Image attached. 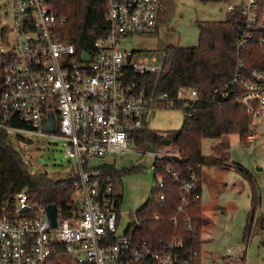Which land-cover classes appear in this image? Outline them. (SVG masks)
I'll return each mask as SVG.
<instances>
[{"label":"built area","instance_id":"1","mask_svg":"<svg viewBox=\"0 0 264 264\" xmlns=\"http://www.w3.org/2000/svg\"><path fill=\"white\" fill-rule=\"evenodd\" d=\"M106 3L103 35L94 40L89 51L77 52L72 43L59 39L65 18L59 15L54 0H12L11 25L0 29V130L27 140L32 136L63 140L67 156L78 167V180L66 204L70 210L66 214L56 206V227L50 224L46 206L29 201L26 190L14 195L13 206L1 207L0 264L188 263L182 253L185 238L197 233V225L185 207L196 189L195 173L179 182V204L170 219L173 235L158 246L134 233L127 234L128 230L117 235L118 192L112 178L103 177L96 165L130 152L151 154L159 162L169 158L168 154L131 147V143L142 130L149 107L175 108L180 103L189 108L197 93L183 87L174 97L156 94L155 86L147 87L143 77H159L165 52L157 64L153 55L147 57L123 47L127 35L154 30L160 0ZM241 5L244 25L237 50L245 48L256 32L264 31V2L246 0ZM257 42L264 52V36L257 37ZM229 85L236 87L237 102L252 117L246 138L256 139L255 122L264 119V69L244 72L240 64ZM51 118L54 123L49 131ZM159 187H163L161 178L151 192ZM76 190L82 192L80 203L73 197ZM132 219L131 223L138 224L135 212ZM254 222L255 214L251 230ZM197 253L192 249L188 255ZM210 264L247 262L242 253Z\"/></svg>","mask_w":264,"mask_h":264},{"label":"trees","instance_id":"2","mask_svg":"<svg viewBox=\"0 0 264 264\" xmlns=\"http://www.w3.org/2000/svg\"><path fill=\"white\" fill-rule=\"evenodd\" d=\"M197 1L228 3L232 0ZM170 2L160 0L154 32L164 22ZM54 4L59 15L65 18V23L59 30V39L72 43L77 52L92 50L94 40L104 32L106 0H54ZM241 6L233 7L223 21H199L197 45H167L163 50L165 57L159 77L156 79L155 74L143 77L147 87L155 86L156 94L166 93L169 97H174L180 88L187 87L196 91L197 100L189 108H183L180 103L176 106L184 111L180 129L156 131L144 123L142 130L135 134L134 142L139 148L176 156L162 162L154 160L152 167L163 180V187H159L157 192H150L145 204L135 211L138 224L131 223L127 234L134 233L135 236L157 245L170 238L174 230L170 219L176 215V206L179 204V182L187 180L189 174L194 172L197 185L185 212L197 225V233L191 238H185L182 253L188 259L187 264H202L201 227L208 219L201 210V187L203 184L215 187L220 185L205 174L203 167L222 169L229 160V136L237 134L244 144L252 125L251 114L237 102L238 92L236 87L229 85V81L240 64L243 65L244 72L254 68L264 69V52L257 42V37L264 36V31L256 32L245 48H236L240 29L244 25ZM2 81L0 72V94ZM228 92L229 96L226 95ZM157 106L160 105L151 107ZM9 123L26 126L20 121ZM8 137L6 131L0 130V212L4 204L14 205L13 197L16 193L26 190L29 201L43 206L55 204L59 211L68 214L70 209L66 204L70 203V192L74 189V181L78 180L77 175L54 181L45 173H31L19 152L8 143ZM205 138L218 140L212 146L210 156H204L201 152V143ZM96 166L101 170L102 176H110L120 190L119 175L123 171L115 169L108 162ZM239 171L251 187L250 209L244 229V236L247 237L256 211L258 194L246 172ZM172 172L178 177L177 180ZM154 183H158L157 178ZM159 194L163 195L162 199ZM118 198L120 201L119 193ZM155 215H158L157 219L153 218ZM192 249L197 250V255H188Z\"/></svg>","mask_w":264,"mask_h":264},{"label":"rangeland","instance_id":"3","mask_svg":"<svg viewBox=\"0 0 264 264\" xmlns=\"http://www.w3.org/2000/svg\"><path fill=\"white\" fill-rule=\"evenodd\" d=\"M164 22L157 31L127 35L123 47L156 58L161 61L167 45L194 47L198 43L199 21H223L228 12L246 0L203 3L197 0H170ZM228 5L230 8H228ZM163 9V8H162ZM12 22V0H0V29ZM264 22V16H263ZM184 119L182 108L164 106L151 107L145 117L146 126L156 131H175L181 128ZM257 138L243 144L237 134L229 136V160L222 169L203 167L208 177L219 186L201 187L202 214L210 221L203 227L204 242L201 248V263L221 262L225 256L236 257L243 252L247 264H264V119L255 122ZM25 137V136H24ZM215 138H205L201 143L204 156L212 155ZM8 143L19 152L31 173H45L51 180L66 179L78 174L75 160L65 152L63 140L32 136L31 140L19 139L9 134ZM133 141L131 147L136 148ZM162 153V152H161ZM164 153V152H163ZM168 154L171 158L176 155ZM109 164L121 170L120 185L115 190L120 194L117 235H123L133 222L132 214L141 208L154 187L155 173L152 165L154 156L130 152L111 156ZM94 162H98L95 160ZM239 170L246 172L258 194L255 222L244 236L247 214L250 207L251 187ZM81 190L73 192L80 203ZM76 204H73L75 206ZM251 231V233H250Z\"/></svg>","mask_w":264,"mask_h":264},{"label":"water","instance_id":"4","mask_svg":"<svg viewBox=\"0 0 264 264\" xmlns=\"http://www.w3.org/2000/svg\"><path fill=\"white\" fill-rule=\"evenodd\" d=\"M53 118L50 119L49 124L47 125V130L51 131L53 129ZM46 212L47 217L50 221L51 226L54 228L57 225L56 222V205L55 204H48L46 205ZM26 208L22 209L24 211Z\"/></svg>","mask_w":264,"mask_h":264},{"label":"crops","instance_id":"5","mask_svg":"<svg viewBox=\"0 0 264 264\" xmlns=\"http://www.w3.org/2000/svg\"><path fill=\"white\" fill-rule=\"evenodd\" d=\"M206 174V173H205ZM208 176V175H207ZM216 182V181H215ZM217 183H219V182H217ZM200 201H201V198H200ZM201 209H202V206H201ZM210 221L208 220V222L205 224V225H203L202 227H201V237L203 238V234H202V230H203V227L204 226H206L208 223H209ZM203 242H204V239H203ZM203 244V243H202ZM201 248H202V245H201ZM201 253V252H200ZM244 253V252H243ZM201 255V254H200ZM239 256V255H238ZM238 256H236V257H238ZM228 257H232V256H225L224 258H222V259H225V258H228Z\"/></svg>","mask_w":264,"mask_h":264}]
</instances>
